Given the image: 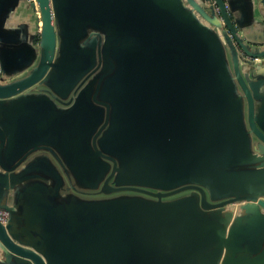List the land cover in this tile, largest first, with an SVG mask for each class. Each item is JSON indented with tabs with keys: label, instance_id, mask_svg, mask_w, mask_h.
Wrapping results in <instances>:
<instances>
[{
	"label": "water",
	"instance_id": "1",
	"mask_svg": "<svg viewBox=\"0 0 264 264\" xmlns=\"http://www.w3.org/2000/svg\"><path fill=\"white\" fill-rule=\"evenodd\" d=\"M239 2L0 0V264H264V0Z\"/></svg>",
	"mask_w": 264,
	"mask_h": 264
},
{
	"label": "crops",
	"instance_id": "2",
	"mask_svg": "<svg viewBox=\"0 0 264 264\" xmlns=\"http://www.w3.org/2000/svg\"><path fill=\"white\" fill-rule=\"evenodd\" d=\"M248 1L249 0H240V2L237 4V7L238 9L239 7L244 9V11L246 12L244 18L246 21L250 22V18L246 17L247 13L249 12V8H247V6L249 5L247 4ZM4 28H6L10 32H19L16 37L20 39H23L27 32L31 34L35 33L36 20L31 8L21 3L19 7L15 9V11L8 15ZM14 45L19 46L20 44Z\"/></svg>",
	"mask_w": 264,
	"mask_h": 264
},
{
	"label": "built area",
	"instance_id": "3",
	"mask_svg": "<svg viewBox=\"0 0 264 264\" xmlns=\"http://www.w3.org/2000/svg\"><path fill=\"white\" fill-rule=\"evenodd\" d=\"M213 3H215V0H212ZM0 75H1V71H0ZM1 221L5 222L7 220V213L5 212H1Z\"/></svg>",
	"mask_w": 264,
	"mask_h": 264
},
{
	"label": "flooded vegetation",
	"instance_id": "4",
	"mask_svg": "<svg viewBox=\"0 0 264 264\" xmlns=\"http://www.w3.org/2000/svg\"><path fill=\"white\" fill-rule=\"evenodd\" d=\"M97 195H99L98 193L96 192H90L88 194H86V197L90 198V197H96Z\"/></svg>",
	"mask_w": 264,
	"mask_h": 264
}]
</instances>
